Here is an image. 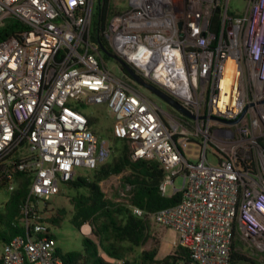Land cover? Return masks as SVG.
<instances>
[{
  "label": "built area",
  "instance_id": "obj_1",
  "mask_svg": "<svg viewBox=\"0 0 264 264\" xmlns=\"http://www.w3.org/2000/svg\"><path fill=\"white\" fill-rule=\"evenodd\" d=\"M93 1L0 0V28L12 31L0 39V187L12 191L16 171L28 176L26 233L0 244V264H67L42 220L79 167L111 156L79 110L91 105L107 108L133 160L159 163L161 196L181 177L179 201L149 218L176 234L190 264H229L234 222L264 257V0H245L241 14L229 0H128L109 18L111 53L193 118L109 71L90 40ZM192 142L196 163L183 155Z\"/></svg>",
  "mask_w": 264,
  "mask_h": 264
},
{
  "label": "trees",
  "instance_id": "obj_2",
  "mask_svg": "<svg viewBox=\"0 0 264 264\" xmlns=\"http://www.w3.org/2000/svg\"><path fill=\"white\" fill-rule=\"evenodd\" d=\"M118 10L119 8L112 5L110 0H96L89 35L98 51H100V47H103L111 53L105 30L109 18ZM212 22H216L215 14H213ZM11 32L7 25L1 27L0 39L7 37ZM100 57L103 61L111 59L102 52ZM115 63L118 65L117 62ZM123 75L132 81L126 72ZM130 81L127 82L131 84ZM79 108L77 109L81 111L84 109V107ZM87 118L92 127L95 119L89 116ZM110 132L109 130L108 133ZM107 137L112 142L109 160L91 170L90 176L76 175L71 181L63 183L73 191V195L69 197L71 215L68 223L78 230L81 225L89 224L91 234L97 242L82 234L83 238L79 249L61 252L56 246L57 255L67 264H190L191 258L188 249L180 245L175 246L171 253L161 259H156L155 256L158 252L156 243L163 237L161 230L165 228L158 226L160 233L156 238V235L150 232V224H152L149 218L150 214L164 207L175 205L179 201L180 193L175 192L170 196H161L158 185L164 178V171L159 163L154 159L133 160L124 138L116 136L115 133L114 136L108 135ZM111 176H120L123 198H117V201L106 198L100 186L102 181ZM60 190L62 189L59 187ZM27 192L28 176L23 171H16L14 189L8 191V199L0 207V244L7 243L17 234L26 233L22 206ZM131 207L141 209L143 215L135 216ZM64 215L63 208H59L55 209V214L51 217H44L42 221L47 225L45 237L54 239L52 227H56ZM233 229L229 264H242V262L254 264L251 259L242 255V251L247 247L238 238L239 231L236 222L233 224ZM149 241L152 243L148 249L141 250L138 255L132 258L127 257L134 248H142ZM249 250L251 249L249 248ZM251 251L252 257L253 254L257 255L255 251ZM100 252L114 259L115 262H106L100 256Z\"/></svg>",
  "mask_w": 264,
  "mask_h": 264
},
{
  "label": "rangeland",
  "instance_id": "obj_3",
  "mask_svg": "<svg viewBox=\"0 0 264 264\" xmlns=\"http://www.w3.org/2000/svg\"><path fill=\"white\" fill-rule=\"evenodd\" d=\"M111 4L115 7H120L122 9H126L128 7V0H110ZM96 0L93 1V9L95 8ZM246 6L245 0H229L228 7L229 10L236 13H243ZM106 67L116 76H120L119 69L117 67V64L112 61V59H105L104 60ZM143 93V92H142ZM145 94V93H144ZM148 97H150L162 110L174 113V110L171 109L170 106H168L165 102L158 99L154 95H150L148 92L146 94ZM82 113L86 116H89L93 119H95V123L92 125L91 129L92 131L97 135L104 137L106 140H108L109 144L111 145L112 142L108 135L112 137L114 136L113 131V117L107 110V108L104 105H91L88 107H84L82 110ZM111 131L108 133V131ZM199 152L200 147L196 143L192 142L187 145V147L183 150L184 157L188 160L190 163H196L199 159ZM206 157L209 162L214 163L213 154L210 150H207ZM92 174V171L87 168H81L79 167L77 169V175L81 176H90ZM182 179L181 177H175L173 185L169 184L166 185V194L168 196L173 194V186L176 189H179L181 187ZM101 189L105 195L106 198H109L113 201H117V198H123V194L121 191V184H120V176H111L107 180H104L100 183ZM60 188L62 190L59 191V193L52 198L50 201L49 207H51V212L48 214V216H52L55 214V209L63 208L65 215L61 218L59 221V224L56 227H52V232L54 233V239L56 246L61 250V252H67L72 250H77L81 246V240L83 238V235L79 230L75 227L71 226L68 223V219L71 215V205L69 203V197L73 195V191L69 190L66 185L61 184ZM9 193L5 188H0V207L1 205L8 199ZM84 225V224H83ZM89 227V234L84 235L87 238L96 239L91 234V227L89 224H86ZM82 227V225H81ZM158 226L154 225L153 223L150 224V232L153 233V235H156L158 237L159 230ZM172 232L167 233L164 237L161 238V240L157 241L156 247H157V255L155 256L156 259H161L165 255L171 253L174 250V246L172 245ZM97 242V241H96ZM151 241H149L145 246L142 248H134L131 253L127 256L128 258H132L136 255H138L141 250L148 249L151 246ZM247 246V243H245ZM242 255L251 259L254 264H264V257L262 255H254L253 257L251 255L252 251L249 250V247L242 251ZM102 252H100L101 254ZM242 264H250L247 262H242Z\"/></svg>",
  "mask_w": 264,
  "mask_h": 264
},
{
  "label": "water",
  "instance_id": "obj_4",
  "mask_svg": "<svg viewBox=\"0 0 264 264\" xmlns=\"http://www.w3.org/2000/svg\"><path fill=\"white\" fill-rule=\"evenodd\" d=\"M100 52L104 53L107 57H109L112 60H114L115 62H117L118 65L120 66V68H122V70L124 72H126L127 76L130 77V79L133 82H135L139 86H141L144 89H146L149 92H151L154 96H156L157 98H159L160 100L165 102L173 110L177 111L178 113H180V114H182V115H184V116H186L188 118H193V116L190 115V113L183 106H181L177 101L172 99L170 96L165 94L163 91H161L160 89H158L154 85H152V84L144 81L143 79H141L136 74L134 69L132 67H130L125 61L119 59L116 55L106 51L103 47H100Z\"/></svg>",
  "mask_w": 264,
  "mask_h": 264
},
{
  "label": "flooded vegetation",
  "instance_id": "obj_5",
  "mask_svg": "<svg viewBox=\"0 0 264 264\" xmlns=\"http://www.w3.org/2000/svg\"><path fill=\"white\" fill-rule=\"evenodd\" d=\"M117 67H118V69H119V74H120V76L123 78V79H125L126 81H130L125 75H123V73H122V71L123 70H121V68H120V66H118L117 65ZM110 71V70H109ZM111 72V71H110ZM131 82V85H133L137 90H139L140 92H143V93H145L146 94V92H148L150 95H153L151 92H149L148 90H146V89H144L143 87H141V86H139L138 84H136V83H134L133 81H130ZM159 99V98H158ZM172 109V108H171ZM175 111V110H174ZM176 112V111H175Z\"/></svg>",
  "mask_w": 264,
  "mask_h": 264
},
{
  "label": "crops",
  "instance_id": "obj_6",
  "mask_svg": "<svg viewBox=\"0 0 264 264\" xmlns=\"http://www.w3.org/2000/svg\"><path fill=\"white\" fill-rule=\"evenodd\" d=\"M161 232H162V234H163V237L167 234V233H169V232H172L173 234H172V242L171 243H174L175 241H176V234L173 232V231H171V230H168V229H162L161 230ZM247 247V246H246Z\"/></svg>",
  "mask_w": 264,
  "mask_h": 264
},
{
  "label": "bare ground",
  "instance_id": "obj_7",
  "mask_svg": "<svg viewBox=\"0 0 264 264\" xmlns=\"http://www.w3.org/2000/svg\"><path fill=\"white\" fill-rule=\"evenodd\" d=\"M81 232L87 234L89 232V227L87 225H83L81 227Z\"/></svg>",
  "mask_w": 264,
  "mask_h": 264
}]
</instances>
